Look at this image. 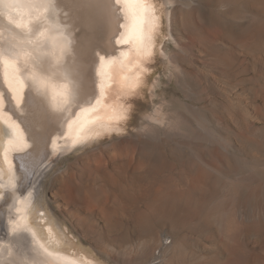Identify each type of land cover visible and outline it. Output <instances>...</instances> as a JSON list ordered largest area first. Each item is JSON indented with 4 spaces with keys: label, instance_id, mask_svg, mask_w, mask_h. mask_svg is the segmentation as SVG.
Instances as JSON below:
<instances>
[{
    "label": "rangeland",
    "instance_id": "rangeland-1",
    "mask_svg": "<svg viewBox=\"0 0 264 264\" xmlns=\"http://www.w3.org/2000/svg\"><path fill=\"white\" fill-rule=\"evenodd\" d=\"M155 1L141 78L106 97L118 133L50 157L34 206L100 264L156 262L161 233L164 264H264V0ZM165 119L178 148L142 130Z\"/></svg>",
    "mask_w": 264,
    "mask_h": 264
},
{
    "label": "bare ground",
    "instance_id": "bare-ground-1",
    "mask_svg": "<svg viewBox=\"0 0 264 264\" xmlns=\"http://www.w3.org/2000/svg\"><path fill=\"white\" fill-rule=\"evenodd\" d=\"M159 4L152 0L150 7L155 9L158 19L138 50L135 43L116 44V37L125 31L119 28V23L126 21L109 0H56L54 5L0 0V62H3L0 85L6 86L11 81L15 89L12 110L0 111V264H100L94 256L77 248L46 212L36 209L34 183L42 165L53 155L96 142L111 131L118 133L114 129L120 119L118 109H110L114 105L106 97L109 90L137 85L141 78V60L158 44L162 24ZM48 15L79 30L75 32L72 53L66 54V58L61 56L65 42L46 50L39 46L38 35L27 32L29 21L37 16L41 18L42 30L52 31L55 25L46 18ZM122 52L128 55L122 56ZM99 56L106 59L101 61ZM112 56L116 57L115 61L111 60ZM17 63L25 70L23 79L28 82L23 117L15 112L21 86L15 76ZM66 87L73 93L94 92L91 107L85 103L69 111L71 106L64 105L61 96ZM97 99L101 100L100 104L96 103ZM154 112L152 119L159 120L158 107ZM174 121L170 120L163 129L145 122L142 130L152 136L163 134L170 138L176 132L177 121ZM166 141L165 148H178L174 139ZM134 188L135 185H125L124 192L128 195L135 189L139 192V188ZM160 205L155 203L153 212L162 213ZM17 226L21 230L14 232ZM159 236L164 239L158 237L160 240L156 242L158 255L156 258L152 255L156 262L147 263V260L146 264H164L172 254L173 243L165 241L168 236L164 237L163 233ZM21 240L26 242L25 247L18 244Z\"/></svg>",
    "mask_w": 264,
    "mask_h": 264
},
{
    "label": "snow or ice",
    "instance_id": "snow-or-ice-1",
    "mask_svg": "<svg viewBox=\"0 0 264 264\" xmlns=\"http://www.w3.org/2000/svg\"><path fill=\"white\" fill-rule=\"evenodd\" d=\"M13 3L27 2L30 4H39V3H48L54 5L56 0H12ZM111 4L115 6L116 13L122 14L126 23H119V28L125 29L124 32H121L119 36L116 37L117 45H131L136 44L137 49L143 46L145 40L149 38V30L154 29L155 20L158 19L155 17V9L151 8L150 5L152 0H109ZM138 6V7H132ZM46 18L52 22L55 27L52 31L42 30L41 18L37 16L35 19L30 20L27 27V32L29 34H36L39 37V46L44 49L55 48L61 45V56L66 58V54L72 53V45L75 40V32L79 31L78 29L73 30L71 25L66 22L60 21L58 18L52 20L50 15ZM11 22V21H10ZM17 28H21L20 24H16ZM122 56H127L128 53H121ZM106 59V56H99V60L103 61ZM116 57L112 56L111 60L115 61ZM3 62H0L2 64ZM25 70L20 68L19 64L15 65V76L19 78L20 82V100L17 103V108L15 112L17 115L23 117V105L27 100L28 95V82L23 79ZM15 89L11 86V81L6 82L5 85H0V111H11L12 100L15 99L13 95ZM62 101L64 105L71 106L69 111H72L73 108H78L82 104L87 103L90 107L92 105V100L95 99V93H82L77 92L73 93L71 89L65 88L61 94ZM97 104L101 103V100H96ZM94 110V109H93ZM60 111H64L63 108ZM2 122V121H0ZM62 134V133H60ZM75 143V142H74ZM19 229L14 228L13 231L16 232ZM23 231H27L23 229Z\"/></svg>",
    "mask_w": 264,
    "mask_h": 264
},
{
    "label": "water",
    "instance_id": "water-1",
    "mask_svg": "<svg viewBox=\"0 0 264 264\" xmlns=\"http://www.w3.org/2000/svg\"><path fill=\"white\" fill-rule=\"evenodd\" d=\"M2 81L1 65H0V82Z\"/></svg>",
    "mask_w": 264,
    "mask_h": 264
}]
</instances>
